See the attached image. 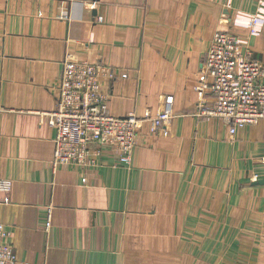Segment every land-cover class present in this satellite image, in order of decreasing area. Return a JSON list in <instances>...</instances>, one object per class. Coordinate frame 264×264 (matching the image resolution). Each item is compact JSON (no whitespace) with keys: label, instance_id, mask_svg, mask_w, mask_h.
<instances>
[{"label":"crops","instance_id":"crops-1","mask_svg":"<svg viewBox=\"0 0 264 264\" xmlns=\"http://www.w3.org/2000/svg\"><path fill=\"white\" fill-rule=\"evenodd\" d=\"M258 9L259 0H0V179L14 184L0 192V224L16 264H264V120L232 137L196 114L219 27L264 65V20L258 34L248 27ZM68 56L114 69L102 79L113 116H155L174 97L168 133L144 123L129 167L105 149L95 170L53 169L45 113Z\"/></svg>","mask_w":264,"mask_h":264},{"label":"built area","instance_id":"built-area-1","mask_svg":"<svg viewBox=\"0 0 264 264\" xmlns=\"http://www.w3.org/2000/svg\"><path fill=\"white\" fill-rule=\"evenodd\" d=\"M264 20V0H259L258 13L249 17L252 35L255 26ZM116 77L114 69L102 63L79 62L68 56L57 89L55 109L45 113L48 124L56 131L51 165L55 171L71 166L85 172L99 167L98 158L105 149L117 157V165L129 167L138 145V133L144 123L153 134H167V124L174 118V97L167 96L164 110L155 116L147 113L140 118L131 113L126 117L110 114L109 96L103 91L102 79ZM123 78L127 74H122ZM197 93L200 117L218 118L235 137L241 129L264 120V65L254 58L249 41L221 27L214 34L204 60ZM207 97L212 99L208 104ZM1 117V109H0ZM258 182V177H253ZM88 178L83 177L87 183ZM13 181L0 179V192L9 194ZM50 215L46 230L52 226ZM7 233L0 224V264H16L18 259Z\"/></svg>","mask_w":264,"mask_h":264},{"label":"water","instance_id":"water-1","mask_svg":"<svg viewBox=\"0 0 264 264\" xmlns=\"http://www.w3.org/2000/svg\"><path fill=\"white\" fill-rule=\"evenodd\" d=\"M262 182V181H261ZM260 181L256 182V183H261ZM263 183V182H262Z\"/></svg>","mask_w":264,"mask_h":264}]
</instances>
